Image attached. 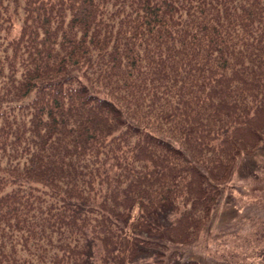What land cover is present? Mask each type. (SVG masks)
Returning <instances> with one entry per match:
<instances>
[{"label": "trees", "instance_id": "trees-1", "mask_svg": "<svg viewBox=\"0 0 264 264\" xmlns=\"http://www.w3.org/2000/svg\"><path fill=\"white\" fill-rule=\"evenodd\" d=\"M262 144L264 0H0V264H200Z\"/></svg>", "mask_w": 264, "mask_h": 264}, {"label": "rangeland", "instance_id": "rangeland-1", "mask_svg": "<svg viewBox=\"0 0 264 264\" xmlns=\"http://www.w3.org/2000/svg\"><path fill=\"white\" fill-rule=\"evenodd\" d=\"M247 157L222 184L198 239L179 246L183 255L200 264H264V144Z\"/></svg>", "mask_w": 264, "mask_h": 264}]
</instances>
